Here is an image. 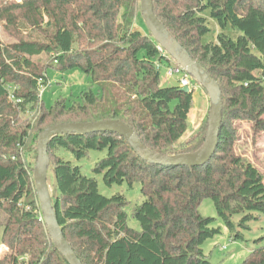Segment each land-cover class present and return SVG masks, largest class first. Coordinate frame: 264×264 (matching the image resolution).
I'll list each match as a JSON object with an SVG mask.
<instances>
[{"label": "trees", "instance_id": "obj_1", "mask_svg": "<svg viewBox=\"0 0 264 264\" xmlns=\"http://www.w3.org/2000/svg\"><path fill=\"white\" fill-rule=\"evenodd\" d=\"M140 1L0 0V22L15 38L10 45L0 44V227L5 248L0 264H67L46 233L34 201L32 167L22 153L27 140L36 142L47 128L116 120L157 154L194 153L202 146L204 131L181 141L192 91L160 85L159 64L170 59L146 28L135 27ZM153 12L220 87L218 144L201 167H170L143 161L115 133L53 137L47 149V185L56 221L81 264H211L201 246L217 230L211 228L212 218L199 213L201 201L209 198L232 231L233 225L224 197L197 173L222 170L219 162L232 144L233 121L252 122L264 132V0H153ZM210 22L215 37L204 41L212 31ZM41 54L51 56L50 68L81 69L97 90L89 86L70 104L58 98L46 107L41 101V116L29 135L30 126L18 116L39 100L38 81L46 78L47 68L42 72L32 58ZM89 151H106L92 169L106 187L140 186L143 202L130 212L137 229L128 226L129 203L123 195H102L96 178L82 175L80 167L59 156L67 152L80 161ZM248 200L249 209L264 213V203ZM242 264H264V243Z\"/></svg>", "mask_w": 264, "mask_h": 264}, {"label": "rangeland", "instance_id": "obj_2", "mask_svg": "<svg viewBox=\"0 0 264 264\" xmlns=\"http://www.w3.org/2000/svg\"><path fill=\"white\" fill-rule=\"evenodd\" d=\"M210 25L212 31L204 37V41H209L215 37V26L212 22ZM135 27L145 30L146 27L141 17L136 20ZM226 33L232 35L230 30H227ZM14 42L15 38L9 33V28L0 22V44L6 46ZM32 60L42 72L45 68L47 70L46 78L38 81L39 100L37 105L34 107L27 106L26 111L18 116L20 123L30 126L29 135H33L34 127L41 116V101L46 107L53 105L58 98H64L70 104L89 86L93 92L97 90V85L93 84L81 69L60 71L53 67L50 68L52 60L48 54L35 56ZM175 65L171 59L170 62L161 60L159 64L160 85L162 87L177 86L183 76L188 80L187 87L192 91V104L188 113L189 125L181 139L182 143L185 144L194 139L201 131L206 134L209 101L206 92L190 76L184 73L168 75V71ZM262 118L264 119V115ZM231 129L232 144L227 147L225 156L219 162L222 170L197 173L204 184L217 189L224 197V207L228 209L229 219L233 225L232 231L217 216L213 202L209 198L201 201L198 207L199 213L205 218H212L211 228L217 230L201 246L204 255L211 264H242L253 249L264 243L262 238L264 237V213L254 210L257 207L253 205L254 208L249 209L245 202L248 198L250 202L259 199L260 203H264V132L254 129L252 122L244 120L233 121ZM36 148L37 141L30 142L27 140L22 150L32 167V175L36 163ZM105 154L106 151H89L87 156L80 161L75 160L67 152H62L59 156L80 167L82 175L96 178L99 192L102 195L106 197L116 194L123 195L129 203L126 209L129 215L128 226L137 229V222L130 216V212L132 208L143 202L140 186L135 184L128 187L123 183L122 185L106 187L103 184L102 176L94 175L92 172L95 163ZM34 201L39 207L37 195ZM1 233L0 227V253H3L5 248L1 245Z\"/></svg>", "mask_w": 264, "mask_h": 264}, {"label": "water", "instance_id": "obj_3", "mask_svg": "<svg viewBox=\"0 0 264 264\" xmlns=\"http://www.w3.org/2000/svg\"><path fill=\"white\" fill-rule=\"evenodd\" d=\"M140 14L147 31L159 49L206 92L209 101V112L205 140L200 149L194 153L162 155L149 150L141 143L136 133L128 125L116 120L95 123H65L54 125L44 130L37 139L36 163L33 167L32 175L33 183L46 233L54 248L67 264H81V262L65 240L56 221L47 185V171L50 165L47 149L53 137L67 134L115 133L122 137L133 152L143 161L152 165L170 167H201L212 158L218 144L219 128L222 122V94L220 87L160 23L153 12V0L140 1ZM180 91L188 93L190 90L188 87H181Z\"/></svg>", "mask_w": 264, "mask_h": 264}, {"label": "built area", "instance_id": "obj_4", "mask_svg": "<svg viewBox=\"0 0 264 264\" xmlns=\"http://www.w3.org/2000/svg\"><path fill=\"white\" fill-rule=\"evenodd\" d=\"M165 54V53H164ZM166 55V54H165ZM184 73L180 67H178L177 65H175V67H172L169 71H168V75L171 76L173 74H181ZM185 74V73H184ZM187 75V74H186ZM41 81V80H39ZM179 86L181 87H187L188 86V80L186 79L185 76H183L179 82Z\"/></svg>", "mask_w": 264, "mask_h": 264}]
</instances>
